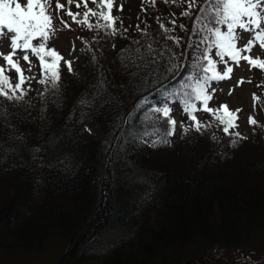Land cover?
<instances>
[{"label": "trees", "instance_id": "16d2710c", "mask_svg": "<svg viewBox=\"0 0 264 264\" xmlns=\"http://www.w3.org/2000/svg\"><path fill=\"white\" fill-rule=\"evenodd\" d=\"M146 5L137 25L147 34L131 29L125 16L115 36L79 26V41L91 53L88 69L69 74L63 66L59 93L41 97L45 86L33 80L30 104L0 98V110H7L0 144L10 153L0 164V264H33L27 253L49 246L54 264H248L249 257L264 264V128L251 125L233 147L208 114L199 119L211 125L203 134L180 127L176 135V127L170 146H150L157 136L136 139L154 127L160 135L167 130L146 109L175 101L158 89H178L199 54L195 16H181L186 5ZM157 17L175 29L179 45L166 38ZM149 44L160 55H149L156 62L141 77L165 71L169 48L182 68L138 92L127 61L142 63L138 56ZM213 56L219 59L215 50ZM9 75L15 82L16 74ZM262 77L253 84L260 97L256 120L264 125ZM182 116L185 126L193 123L181 110Z\"/></svg>", "mask_w": 264, "mask_h": 264}, {"label": "snow or ice", "instance_id": "6c2138e0", "mask_svg": "<svg viewBox=\"0 0 264 264\" xmlns=\"http://www.w3.org/2000/svg\"><path fill=\"white\" fill-rule=\"evenodd\" d=\"M162 2L177 7L186 5L181 16L189 19L195 16L193 35L199 38L195 44L199 54L194 57L191 72L178 89H175L174 92L167 88L158 89V91L165 96V100L172 98L179 102L182 105V113L186 114L193 122L187 126L180 125L184 134H187L191 129L203 134V130L211 127L210 124L203 123L197 118L196 112L203 111L214 117L216 127L220 128L225 135L232 137V146H238L241 140L247 139L239 131H235L239 128L238 113L242 110H231L227 104L217 108L209 107V102L213 99L215 92V89L210 92L209 88L213 81L231 79L233 65L239 66L241 61L246 62L250 68L264 72V58L251 55L257 45L264 50V0H162ZM73 3L77 9L83 6L85 10L73 12L70 7ZM89 3L94 4L95 8L88 7ZM115 3L116 0H67L66 6L64 3H60V0H55L53 7V0H24V2L21 0H0V43L7 39L11 48L8 53L0 51V58L5 61L3 65H0V98L9 102L30 104L25 98L32 90L31 82L33 80L45 86L44 92H40L41 97L49 90L59 93L63 81L61 62L63 61L69 74H75L73 61L66 60L56 48L49 47L50 40L61 30L57 27V19L63 28L71 27L62 16L58 15L59 12L63 11L80 27L96 32L108 30L109 35L115 36L118 33L122 34L120 28L117 27V22L120 26L123 25V20L120 17L112 15ZM142 4L155 7L156 0H142ZM118 10L123 11V4L119 5ZM142 10L146 11L147 9L142 7ZM54 13H56L55 16ZM172 16L174 17L175 14L173 13ZM156 20L166 38L179 45L181 38L171 35L175 29L168 27L161 17H157ZM168 23L175 25L176 21L171 19ZM136 27L142 33L147 34L146 30L139 29V25ZM179 27L182 30H187L183 24ZM123 31L127 32V29H123ZM245 33L248 34L249 39L241 45L240 41ZM191 46L190 44L189 47ZM73 50H75L74 45ZM213 50H215V57L219 59L214 58ZM136 51L140 52L139 49ZM167 51L169 53L166 61L168 67L165 71H150L144 77L140 76L141 70L148 69L150 63L156 62V55H152L151 59H149V55L157 53V50L149 44L146 53L138 56L142 63H136L128 58L127 66L136 69L132 73V80L138 92L145 88H151L160 79L165 78L166 74L174 75L181 70L182 65L175 62L178 58L177 53L170 48ZM20 53L23 54L20 55ZM157 55L160 54L157 53ZM31 57H35L39 61L38 80L35 75L26 74L33 68ZM21 61L28 64L27 70L23 68ZM218 64L223 65V71L218 70ZM11 72L16 74L15 82L9 75ZM137 78L141 81L139 84L136 83ZM243 83V79L238 81V84ZM229 94H231V90ZM253 99L260 100V97L253 94ZM147 102L148 98L145 97L137 107L142 108ZM197 102H200L202 107L198 108ZM261 107L264 109V102ZM146 111H150L151 115L148 118L157 124L161 123L162 117L168 128L163 135H160L159 129L155 127L151 132L145 131L136 138L138 142L149 143L147 139L149 136H157V139L150 141V146L157 147L161 144L170 146L169 137L175 135L177 127V121L172 115L175 109L168 103H164L161 107H153ZM6 116L7 110H0V120ZM248 122L250 125L264 128V125L259 124L252 116L249 117ZM86 130L90 132V129ZM210 138L217 139L215 134ZM9 154L7 145L0 144V164L5 162V158ZM248 264H251L250 257Z\"/></svg>", "mask_w": 264, "mask_h": 264}, {"label": "rangeland", "instance_id": "374dc122", "mask_svg": "<svg viewBox=\"0 0 264 264\" xmlns=\"http://www.w3.org/2000/svg\"><path fill=\"white\" fill-rule=\"evenodd\" d=\"M21 2H24V0H21ZM60 3H64L67 6V0H60ZM120 4H123V11L118 10ZM54 5L55 0H53V7ZM146 6V4H142V0H116L112 15L118 16L120 18H122L123 16L129 17L132 22L131 29H134L139 21L140 12H145L142 10V7L146 9ZM70 7L72 11L76 9L75 3H73ZM55 15L56 13H54V16ZM58 15L62 16L63 19L71 25V27L63 28L59 23V19H57V27L61 28V30L56 33V36L53 39L50 40L49 47L56 48L65 57L66 60L73 61V67L77 74L85 75V72H87L88 69V62L91 53L88 48L84 46V43L82 41H79L81 40L78 35L81 34L80 28L63 11L59 12ZM113 38L114 40H116L115 37ZM248 39L249 36L245 33L243 35V39L240 41V44H245ZM73 45L75 46V50H73ZM0 51L4 53H8L11 51L10 43L7 39L0 43ZM22 54L23 53H20V55ZM251 55L264 58V50L260 49V47L257 45ZM31 59L33 61V68L31 72H26V74L37 76L40 73L39 61L35 57H31ZM4 63L5 61L0 58V65H3ZM21 63L23 68L27 70L28 64L23 61H21ZM61 66L63 68V61L61 62ZM217 67L218 70L223 71V65L218 64ZM261 77V70L250 68V66L246 62L241 61V64L239 66L233 65V73L231 75V79H226L223 81H213L211 83V87L209 88L210 92L212 91V89H215V92L213 93V99L209 102V107L217 108L220 105L227 104L231 110H242L238 113L239 120L237 121V123L239 124V128L237 129V131H239L242 135H247L249 130L251 129V125L248 122L249 117L252 116L255 119L259 118L257 100L253 99V94H256V85L253 83H255L256 80L261 79ZM241 79H243L244 83L238 84V81H240ZM230 90L231 94H229ZM169 106L175 109L172 115L177 121V135L181 127L180 125L183 124L184 120L183 116L181 117L182 105L179 102H175L172 100L169 101ZM199 106L202 107L201 103ZM208 114L209 113H205L203 111L196 112L198 119L204 118ZM209 116H211V114ZM51 250L52 247L49 246L43 251L29 252L27 253V256L33 261V264H48L50 263L49 261H52L51 264H54L55 259L51 258ZM25 257L26 256L23 255L21 259H25ZM27 261L30 260L27 259Z\"/></svg>", "mask_w": 264, "mask_h": 264}]
</instances>
